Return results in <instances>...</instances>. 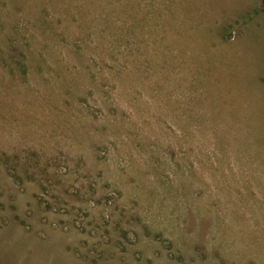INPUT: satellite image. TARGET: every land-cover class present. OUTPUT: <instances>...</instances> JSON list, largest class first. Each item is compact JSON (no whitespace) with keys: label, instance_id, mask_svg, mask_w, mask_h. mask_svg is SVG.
<instances>
[{"label":"rangeland","instance_id":"rangeland-1","mask_svg":"<svg viewBox=\"0 0 264 264\" xmlns=\"http://www.w3.org/2000/svg\"><path fill=\"white\" fill-rule=\"evenodd\" d=\"M0 264H264V0H0Z\"/></svg>","mask_w":264,"mask_h":264}]
</instances>
